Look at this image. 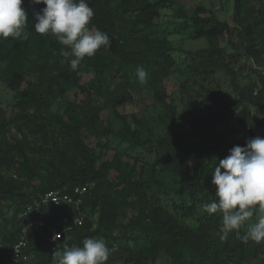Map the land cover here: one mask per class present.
Masks as SVG:
<instances>
[{
	"label": "rangeland",
	"instance_id": "rangeland-1",
	"mask_svg": "<svg viewBox=\"0 0 264 264\" xmlns=\"http://www.w3.org/2000/svg\"><path fill=\"white\" fill-rule=\"evenodd\" d=\"M234 2L235 0H178L177 4L161 9L160 16L148 30H143L140 24L134 23L135 12L126 7L116 9L115 2L111 8L115 16V26L107 24V28L97 25L89 27L99 28L112 37L110 49L101 47L94 56H85L79 71L73 74V79L77 78L73 80L74 83L63 79L61 86H58L52 80L59 70L70 67L67 61L61 62L64 58L60 53L65 46L59 43L51 51L49 49L46 53L33 55L35 58L29 65L27 82L24 84V87L31 86L47 100L43 118L52 119L53 124L50 127L56 131L59 126L52 114L67 118L69 104H75L76 112L88 125V128L84 126L82 138L94 152L97 168H101L106 161H119L123 171H131L137 177L147 175L146 180L153 188L148 196L153 203L176 217L181 227L189 225L202 236L213 239L221 236L219 246L224 252L229 246L220 231L222 214H208L203 210L202 205L211 201L205 191L192 194L188 189H182L192 181L195 160L201 165V174L212 179L215 158L218 163L220 158L226 157L229 149L237 145L246 128L251 129L253 135L264 137V110L258 109L249 95L244 100L241 97L242 93L248 94L246 88L249 85L256 84L258 90L264 89V81L261 79L264 70V36L259 41L256 55L243 54L237 61L230 63L236 70V86L231 72L225 68L229 54H235L243 45L238 31L234 28ZM246 7L248 11H254L253 16H249L250 19L260 20L259 28H264V0H252ZM199 8H205V11L199 13L200 16L225 21L232 29L225 30L214 38L196 37L197 25L193 18L197 16L195 13ZM102 16L107 15L104 12ZM137 34L146 36L140 41ZM159 41L165 44H160V49L165 54L151 51ZM143 46L150 51L144 53ZM210 50L214 56L201 57ZM137 66H143L148 71L146 84H140L136 79ZM160 66L168 68L169 74H160ZM242 66L245 67L240 69ZM15 95L14 91L0 81V108H6L7 121L18 118L21 113L19 107L13 105ZM122 97L126 99L118 103L117 100ZM117 112L127 118L131 128L138 132L141 140L147 142L146 145L135 142L117 117ZM34 117L35 115L31 119ZM25 122L20 120L12 123L11 127L21 130L28 139H33L34 136ZM29 123L32 126L33 121ZM89 127L104 132L102 138L97 139ZM110 128L121 132V135L109 132ZM173 146L176 147V157L171 161L165 160L163 151ZM27 156L34 161L31 152ZM48 159H52L51 156ZM79 164L80 162L78 166ZM175 165L180 167L181 172L174 171ZM13 172L11 170L8 173L14 174ZM39 173V176L28 182V188L44 182L47 171L41 169ZM105 173L111 180H115L119 174L115 168L105 170ZM215 189V185L211 186L212 191ZM134 200L136 199L131 196L128 199L129 204L126 201L125 205L119 206L120 223L128 224L139 219L145 224L148 220L142 211L132 205ZM88 213L85 211L84 215ZM17 214L20 218L21 213ZM97 216L96 213L94 222ZM13 217L14 208H10L7 213V220L0 216L1 234L12 228ZM237 231L244 236L247 225ZM235 236L238 237V234ZM235 236L231 238L232 242H235ZM167 237L165 235L164 238ZM129 238L130 236L119 234V238L111 242L104 240L125 249L129 245ZM248 240L259 249L256 255L250 249L247 261L250 264H259L264 258V241L257 243ZM123 248L115 255L111 254L106 264H114L118 262L114 261L117 259L122 260V252L126 254ZM184 251L187 262L200 264L196 254L187 248ZM171 262L170 255L161 250L147 264Z\"/></svg>",
	"mask_w": 264,
	"mask_h": 264
},
{
	"label": "trees",
	"instance_id": "trees-1",
	"mask_svg": "<svg viewBox=\"0 0 264 264\" xmlns=\"http://www.w3.org/2000/svg\"><path fill=\"white\" fill-rule=\"evenodd\" d=\"M251 1L235 0L234 2V19L236 21L234 28L238 31L243 45L240 50L234 52L235 54H229V60L225 64V68L231 72L235 86L237 85L235 80L236 70L230 66V63L237 61L238 57L243 54L256 55L259 41L264 36L263 26L259 28L261 21L255 18V20L250 19L254 11H248L246 6ZM115 2H117L116 9L126 7L135 12L134 23L140 24L143 30H148L153 25V21L160 16L161 9L177 4L178 0H88L94 10V16L88 27L97 25L107 28V24L115 26V16L111 11ZM22 7L26 9L29 19L28 27L25 29L27 39H0V81L15 92L13 105L19 107L21 111L18 118H10L7 121L6 108H0V216L7 220V213L10 208H14V217L11 220L12 228L3 231L2 234L0 233V243L3 246H12L21 239L24 234L23 230L30 222V218L27 216H20L19 218L17 213L24 212L27 205L34 198L53 189L71 192L75 186L79 185L85 186L89 190V194L83 198L80 214L79 209L69 205L57 209L40 207L35 212L36 214L32 215V217L36 215L41 217L45 221V227H42L41 230L33 228L27 230V251L31 255V264H53L51 254L55 242L50 238L54 232L61 229V226L52 224L50 220L60 214L68 215L72 222L78 215L82 218L81 224L72 223L73 228L69 231V234L59 240V248L61 249L65 243L82 245V241L86 237L103 238L111 242L119 238V234H125V236H130L129 245L125 249L121 247L126 254L122 252L123 255L120 257L122 260H114L120 262V264H147L148 260H153L156 257V252L158 253L161 250L170 255L171 264H192L184 259L185 248L196 254L200 264H250L247 261L248 251L252 249L254 255H256L255 253L259 248L256 247V244H252L250 240H245L244 236L238 231L223 236L225 241H228L229 246V249L224 252L219 246L221 236L213 239L202 236L198 230H192L189 225H187L188 227H181L176 217L164 210L163 207L153 203L148 196V194L151 195L150 192L153 188L146 180L147 175L137 177L131 171H123V166L119 161L116 163L106 161L101 168H97L94 152L85 144L82 138L84 126L88 128V125L84 118L76 112L77 106L75 104H69L66 110L67 118L52 114L53 117H51L56 120L59 129L56 131L50 127L53 124L52 119L49 117L43 118V109L47 107V100L42 98L31 86L24 87V84L27 82L29 65L35 58L33 55L46 53L49 49L51 51L59 42L51 36L40 35L34 30V14L44 7L43 4H31L30 0H24ZM201 11H205V8H199L195 13L197 16L193 18L197 25L196 37L214 38L223 34L225 30L232 29L225 21L214 17L200 16ZM104 12L107 15L106 17L102 16ZM248 20L251 21L246 24ZM117 32L119 34L118 30ZM145 36L144 34H137L140 41ZM121 42L123 43V39H121ZM160 44L165 45L159 41L152 47L151 51L165 54L160 49ZM37 49L42 51L40 52ZM146 51H150V49L144 48L143 52L146 53ZM209 56H214L212 50L208 54L201 55V57L206 58ZM244 67L242 66L240 69ZM78 71L79 67L76 71H73L71 67L62 68L52 80L58 86H61L63 79L71 83L77 79L76 77L73 79V74ZM159 71L160 74H169V69L164 66H160ZM262 74L263 72L261 73V79L264 81ZM62 89H64V86ZM246 90L248 94L242 93V100L249 95L252 103L258 109L264 110V89L258 90L257 85L252 84ZM240 91L242 92V90ZM125 99V97H122L117 102L121 103ZM116 114L135 142L139 145H146L147 142L141 140L138 132L131 128L127 118L118 112ZM34 115V119H31ZM20 120L26 121L25 125L34 137L28 139L20 130L23 134L22 139L12 143L6 139L4 131L12 128V123H18ZM29 121H33L32 126ZM89 130L97 139H101L104 133L95 127H89ZM108 131L118 136L121 135V132H116L111 128ZM254 137L256 136L252 134L251 129L246 128L237 145L243 146L249 138ZM180 145L182 144L180 143ZM175 148L173 146L171 149L163 151L165 160L171 161L176 157ZM30 152L34 156V161L27 156ZM50 156L52 159H48ZM55 157L57 158L54 159ZM78 162H80L79 166ZM76 166L78 167L75 169ZM114 168L119 174L115 180H111L105 170L109 171ZM41 169L47 171L44 182L28 188L30 185L28 182L39 176V170ZM11 170H14V174L8 173ZM194 170L192 181L188 182L186 188L182 191L188 189L192 194L197 191H205L210 200L214 199L215 191L211 190V186H213L212 179L201 174V165L198 160L194 162ZM174 171L181 172V169L175 165ZM14 175L17 177H14ZM121 185L122 187H120ZM115 186L117 188L113 189ZM131 196L136 199L132 205L147 216L148 220L145 224L139 219H135L128 224L119 222V206L121 204L125 205L126 201L129 204L128 199ZM85 211L89 213L84 215ZM96 213L98 216L94 222L93 218H95ZM212 217L213 215H211ZM236 234H238V237L235 236ZM165 235H168V237L164 238ZM234 236L236 237L235 242H232L231 238ZM112 244L109 243L108 245L111 246ZM118 248V250H121L119 245ZM117 251L114 252V255ZM6 253V250L0 249V264H6ZM227 258H229L228 262L226 261ZM254 259H256V256ZM118 262L114 264H118ZM259 264H264V258Z\"/></svg>",
	"mask_w": 264,
	"mask_h": 264
},
{
	"label": "clouds",
	"instance_id": "clouds-1",
	"mask_svg": "<svg viewBox=\"0 0 264 264\" xmlns=\"http://www.w3.org/2000/svg\"><path fill=\"white\" fill-rule=\"evenodd\" d=\"M24 0H0V39H27L28 13ZM44 7L34 14V30L51 36L65 46L60 55L73 71L81 62L104 47L110 49V35L88 27L94 10L88 0H30ZM136 79L146 84L149 73L143 66L135 69ZM212 184L215 198L204 203L208 214L220 212V231L227 236L247 225L244 239L264 241V137L249 138L245 145H234L223 159L215 158ZM253 218L254 222H253ZM1 244V243H0ZM118 245L103 238L86 237L82 245L65 243L52 251L53 264H106Z\"/></svg>",
	"mask_w": 264,
	"mask_h": 264
},
{
	"label": "built area",
	"instance_id": "built-area-1",
	"mask_svg": "<svg viewBox=\"0 0 264 264\" xmlns=\"http://www.w3.org/2000/svg\"><path fill=\"white\" fill-rule=\"evenodd\" d=\"M264 78V71H263ZM6 139L12 143L17 142L22 139L23 134L19 129L10 128L4 131ZM14 177H17L14 175ZM89 194V190L85 186H75L71 192L62 191L59 189L48 190L43 194H40L38 197L34 198L31 203H29L21 213V216H27L30 218V222L23 230V235L21 239L12 246H3L0 244V249L6 250L7 262L6 264H31L30 259L31 255L27 251L28 238L26 237L28 228H33L35 230H41L42 227H45V221L39 217L32 215L36 214L38 208L47 207V208H59L63 206L73 205L79 209L82 204L83 198ZM51 223L54 225L61 226V229L57 232H54L51 235V240L55 242L53 248L60 247L59 240L64 238V236L69 234V231L73 228L72 223H82V218L78 215L75 217L74 221L66 214H60L59 216L52 217Z\"/></svg>",
	"mask_w": 264,
	"mask_h": 264
}]
</instances>
